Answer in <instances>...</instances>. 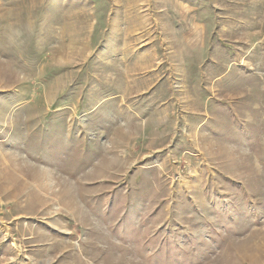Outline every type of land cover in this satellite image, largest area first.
<instances>
[{
	"label": "rangeland",
	"instance_id": "374dc122",
	"mask_svg": "<svg viewBox=\"0 0 264 264\" xmlns=\"http://www.w3.org/2000/svg\"><path fill=\"white\" fill-rule=\"evenodd\" d=\"M0 264H264V0H0Z\"/></svg>",
	"mask_w": 264,
	"mask_h": 264
}]
</instances>
